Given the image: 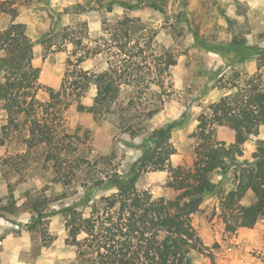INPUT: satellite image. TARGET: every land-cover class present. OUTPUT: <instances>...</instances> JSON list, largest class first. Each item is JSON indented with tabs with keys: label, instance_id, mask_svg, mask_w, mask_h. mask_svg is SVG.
<instances>
[{
	"label": "rangeland",
	"instance_id": "obj_1",
	"mask_svg": "<svg viewBox=\"0 0 264 264\" xmlns=\"http://www.w3.org/2000/svg\"><path fill=\"white\" fill-rule=\"evenodd\" d=\"M115 1L126 7L116 5L109 13L112 0H0V20L4 17L0 32L13 21L25 25L34 42L33 64L41 69L40 83L46 88H61L70 60L72 72L106 70L111 35L105 29L119 18L141 19L155 33V53L169 51L178 61L166 83L169 97L162 111L143 122L137 137L123 132L120 114L99 119L74 104L58 119L63 137L53 147H29V121L21 116L17 126L10 125L0 102V264H78V249L66 227V207L76 205L89 217L102 198L116 192L107 178H131L145 145L160 128H172L170 142L176 154L171 167L192 168L195 133L199 120L210 117V106L255 75L264 92V16L255 5L218 0ZM152 3L163 13L149 8ZM3 10H15L16 19ZM3 77L0 71V83ZM96 93L92 86L83 94L86 108ZM128 94L125 89L121 103H128ZM37 98L50 100L45 89ZM214 137L228 145L236 140L226 126L217 127ZM257 141H264V126L243 145V160H252ZM51 156L61 158V165ZM99 180L105 182L97 185ZM170 180L168 172H147L138 185L159 198L173 195ZM214 182H222L228 190L232 180L216 175ZM204 210L192 218V226L207 255L193 254L192 264H212L209 256L216 264H264V226L229 231L231 219L217 196L206 197Z\"/></svg>",
	"mask_w": 264,
	"mask_h": 264
},
{
	"label": "trees",
	"instance_id": "obj_2",
	"mask_svg": "<svg viewBox=\"0 0 264 264\" xmlns=\"http://www.w3.org/2000/svg\"><path fill=\"white\" fill-rule=\"evenodd\" d=\"M112 1L107 7L109 13L116 5L126 7ZM149 8L163 13L157 3ZM1 13L11 14L14 20L17 17L15 10ZM105 31L111 35L105 50L108 68L93 74L72 72L74 64L70 60L60 89L40 83L41 69L33 64L34 42L25 25L13 21L0 32V71L4 72L0 102L10 125L17 126L21 116L29 121V147H53L63 137L56 126L58 119L74 104L99 119L120 114L123 132L132 137L139 136L145 120L162 111L169 97L166 83L178 65L177 57L169 51L155 53V33L141 19L119 18ZM258 80L255 75L244 84L234 85L236 92L211 105L210 117L199 120L192 168L171 167L170 159L176 154L170 142L172 128H160L145 145L131 178H107L116 192L102 198L89 217L76 205L63 210L69 236L78 249V264H192L193 254H206L192 218L204 213L205 199L210 195L220 197L225 216L231 219L227 222L229 231L264 226V141L256 142L251 161L243 160V145L264 126V92ZM92 86L97 93L86 108L83 94ZM44 89L50 96L48 102L37 98ZM125 89L129 90L127 104L121 103ZM223 126L235 132V143L215 140V129ZM51 157L61 165V158ZM147 172L171 174L169 188L173 195L155 198L139 186V179ZM216 175L232 180L231 187L225 190L222 182H214ZM251 197L253 202L244 204Z\"/></svg>",
	"mask_w": 264,
	"mask_h": 264
},
{
	"label": "crops",
	"instance_id": "obj_3",
	"mask_svg": "<svg viewBox=\"0 0 264 264\" xmlns=\"http://www.w3.org/2000/svg\"><path fill=\"white\" fill-rule=\"evenodd\" d=\"M194 1V0H192ZM218 1H223V2H230V1H240L241 3H247L248 5H255L256 9L261 13V15L264 16V0H218ZM4 17L1 18L0 22L3 20ZM6 20V18H5Z\"/></svg>",
	"mask_w": 264,
	"mask_h": 264
}]
</instances>
